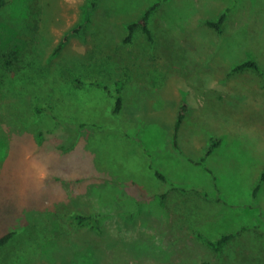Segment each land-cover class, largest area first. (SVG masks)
I'll list each match as a JSON object with an SVG mask.
<instances>
[{
	"label": "rangeland",
	"instance_id": "374dc122",
	"mask_svg": "<svg viewBox=\"0 0 264 264\" xmlns=\"http://www.w3.org/2000/svg\"><path fill=\"white\" fill-rule=\"evenodd\" d=\"M91 5L0 8V264H264V0Z\"/></svg>",
	"mask_w": 264,
	"mask_h": 264
},
{
	"label": "trees",
	"instance_id": "16d2710c",
	"mask_svg": "<svg viewBox=\"0 0 264 264\" xmlns=\"http://www.w3.org/2000/svg\"><path fill=\"white\" fill-rule=\"evenodd\" d=\"M9 1L10 0H0V8L7 5L9 3ZM97 1L98 0H92L91 11L97 5ZM155 6H156V4H155ZM155 6H152L149 9H147L145 14L138 21L133 22L129 25V28H130V34H129L130 36L129 37H131V34L134 33L136 28H142V30L145 31L148 35L152 34V32L150 30V26L148 23H149V20L151 19V16L155 10ZM226 17H227V11L223 12L220 15L218 20H207L206 23L210 26L215 27L218 31L223 32V26H224V22H225ZM86 19H88V17H86ZM79 30H80V27L76 28L74 31H79ZM10 63H11V61L8 60L6 64L9 65ZM247 68H253V69H256V70L264 73V69H262L260 67V65L258 64V62L254 59H249V60H246L242 63H239L238 65H236L234 67V70H240L241 71V70H245ZM117 82L119 85V88H118L119 94H118V98H117V102H116L117 106L115 107L114 111L116 113H119L120 108L122 106L121 103L123 102V97L121 94V89H122L121 86L123 87V81L121 79H118ZM102 85L104 87L107 86L106 84H102ZM182 106L183 107L180 109L179 114H178L177 128L181 125V122H182L183 118L185 117V105H182ZM64 123H65V125H64ZM71 125L72 124L69 122L67 123L64 121L63 122L60 121L57 123L55 129H52V130L55 132H59V130L64 129V128L66 130V127L68 129L75 130V127L71 126ZM85 125H86V123H84V122L79 124L80 128L85 126ZM69 126H70V128H69ZM44 139H45V133L43 131H39V141L43 142ZM219 143H220L219 138L212 137L211 141H210V145L208 147L207 154H210L212 152L213 148L215 146L219 145ZM70 145H71L70 143L59 144V146L63 149H68ZM259 178L260 179L258 180L256 186L253 189V195L254 196L257 195V193L261 187V184L264 182V171L262 172L261 177H259ZM74 217L77 218L80 222H84V220L88 219L89 217L97 220V219H99L100 214L92 215V216H84L82 214L77 213L74 215ZM17 233H18V230L12 229V230L0 235V249L3 246H5L7 243H9L14 238L13 236L16 235ZM235 234H237V232L224 233L216 240H211L201 233L199 234V236L206 242V244L213 247L214 249L216 248V250L221 251L223 249V247L225 246V244H227L235 236Z\"/></svg>",
	"mask_w": 264,
	"mask_h": 264
}]
</instances>
